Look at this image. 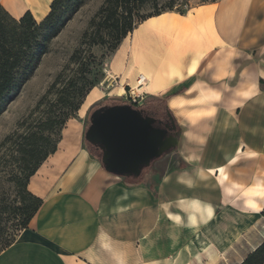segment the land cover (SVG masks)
Instances as JSON below:
<instances>
[{"label":"crops","instance_id":"1","mask_svg":"<svg viewBox=\"0 0 264 264\" xmlns=\"http://www.w3.org/2000/svg\"><path fill=\"white\" fill-rule=\"evenodd\" d=\"M52 1L0 3L40 20ZM109 65L124 84L142 74L156 86L147 92L168 95L179 152L133 183L108 173L69 119L29 180L43 204L0 264H240L264 240V0L151 16Z\"/></svg>","mask_w":264,"mask_h":264},{"label":"trees","instance_id":"2","mask_svg":"<svg viewBox=\"0 0 264 264\" xmlns=\"http://www.w3.org/2000/svg\"><path fill=\"white\" fill-rule=\"evenodd\" d=\"M152 1L154 0H105L83 34L81 46L71 56L70 61L74 67L69 73H66L65 68L57 76L27 120L22 123L24 125L29 122L26 131L18 135L15 149L18 159H13L18 163L17 170L14 171L18 204L14 211L21 218L18 224L21 229L27 228L43 204V199L28 189L31 176L56 152L67 121L82 109L97 81L92 77L96 60L92 48L96 45L108 46L114 53L121 41L145 19L174 10L169 4L167 9L145 15L144 6ZM82 2L53 0L49 13L40 20L31 11L16 17L0 3V109L5 98L29 79L42 57L49 52L51 42L65 24V15L73 12ZM84 44L88 46L86 51L82 48ZM137 109L143 111L144 108L138 106ZM145 110L152 112L155 109ZM13 136H8L3 144ZM94 156L100 158V151ZM143 176L127 179L139 183ZM262 216L264 217V209ZM240 264H264V240Z\"/></svg>","mask_w":264,"mask_h":264},{"label":"rangeland","instance_id":"3","mask_svg":"<svg viewBox=\"0 0 264 264\" xmlns=\"http://www.w3.org/2000/svg\"><path fill=\"white\" fill-rule=\"evenodd\" d=\"M81 5L75 7L73 12H68L63 19L65 24L57 37L53 39L49 52L44 55L37 68L29 79L17 90L10 93L4 100L0 109V252L6 246L14 242L21 232L20 216L15 213V205L18 204L17 190L15 188L14 173L18 163L15 152L18 135L26 131L27 124H22L29 117L39 100L50 88L57 76L66 68L69 73L74 67L71 56L81 46L83 34L89 27L90 21L99 10L105 0H79ZM213 0H154L144 6L145 15L167 9L171 4L174 10L181 12L199 4ZM87 45L82 46L87 50ZM96 55L92 77L97 81L93 89L86 97L82 109L70 119L79 120L83 126V147L87 148L91 156L96 155L94 149L85 140V132L89 126L90 113L101 106L116 104H129L134 108L142 106L145 109H160L167 111L168 95H155L149 92H137L132 85L124 84L110 69L109 61L113 54L108 46L96 45L92 48ZM148 84V82H147ZM133 88V89H132ZM156 86L148 84V91L155 90ZM136 99V101H134ZM138 105V106H137ZM93 107V109H92ZM91 109V112H90ZM169 110V108H168ZM35 117V116H34ZM67 124V123H66ZM66 126V125H65ZM14 135L6 141L8 136ZM175 156L171 155L156 160L154 168H145L143 175L147 172L157 170V174L163 172L164 167L173 161ZM15 171V172H14ZM156 175V174H155ZM156 177V176H155ZM133 182V180H128ZM148 182L156 183V178Z\"/></svg>","mask_w":264,"mask_h":264},{"label":"water","instance_id":"4","mask_svg":"<svg viewBox=\"0 0 264 264\" xmlns=\"http://www.w3.org/2000/svg\"><path fill=\"white\" fill-rule=\"evenodd\" d=\"M171 115V113H170ZM85 140L101 149L103 168L123 180L140 177L157 159L179 152L182 132L167 135L156 119L129 104L101 106L90 114Z\"/></svg>","mask_w":264,"mask_h":264},{"label":"flooded vegetation","instance_id":"5","mask_svg":"<svg viewBox=\"0 0 264 264\" xmlns=\"http://www.w3.org/2000/svg\"><path fill=\"white\" fill-rule=\"evenodd\" d=\"M142 113L145 116H152L156 119L155 126L159 128H163L167 130V135H179L180 129L178 125L175 122V119L173 118L172 115H170L169 111L160 110V109H155L152 112H148L147 110L142 109ZM89 144V143H88ZM94 151L97 153V151L101 153V149L89 144ZM158 160V159H157Z\"/></svg>","mask_w":264,"mask_h":264},{"label":"bare ground","instance_id":"6","mask_svg":"<svg viewBox=\"0 0 264 264\" xmlns=\"http://www.w3.org/2000/svg\"><path fill=\"white\" fill-rule=\"evenodd\" d=\"M133 89V88H132ZM134 89L139 93L141 92H147L148 91V84H147V79L145 80H141L138 84H136V86L134 87Z\"/></svg>","mask_w":264,"mask_h":264},{"label":"built area","instance_id":"7","mask_svg":"<svg viewBox=\"0 0 264 264\" xmlns=\"http://www.w3.org/2000/svg\"><path fill=\"white\" fill-rule=\"evenodd\" d=\"M146 79V77L144 76V75H139V77H138V80H137V84L141 81V80H145ZM134 101H136V99H134Z\"/></svg>","mask_w":264,"mask_h":264}]
</instances>
